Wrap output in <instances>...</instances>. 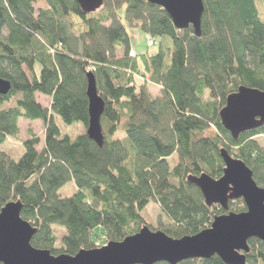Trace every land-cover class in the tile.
<instances>
[{
  "label": "trees",
  "instance_id": "trees-1",
  "mask_svg": "<svg viewBox=\"0 0 264 264\" xmlns=\"http://www.w3.org/2000/svg\"><path fill=\"white\" fill-rule=\"evenodd\" d=\"M37 1L0 0V78L12 83L0 105L16 98L0 107V145L19 135L21 118L42 120L45 130L43 147L30 133L18 160L0 149V212L22 202V217L38 228L34 247L76 255L103 237L121 241L148 225L142 211L150 203L169 219L159 228L169 236L201 232L224 211L208 206L187 178H220L222 148L264 187V146L255 138L264 126L234 139L220 116L240 86L264 90V19L256 0H204L201 36L176 28L165 9L146 0H104L88 14L77 0H45L39 10ZM135 28L156 39L149 46L159 45L155 54L132 55ZM89 72L105 100L103 146L87 135ZM37 93L52 98L51 108ZM58 118L86 130L74 139L62 135ZM211 128L215 134L206 136ZM72 180L77 191L61 196ZM242 203H230L231 210L246 211ZM54 225L66 230L60 247ZM249 243L247 264H264V243ZM178 264L225 263L214 255Z\"/></svg>",
  "mask_w": 264,
  "mask_h": 264
},
{
  "label": "water",
  "instance_id": "water-1",
  "mask_svg": "<svg viewBox=\"0 0 264 264\" xmlns=\"http://www.w3.org/2000/svg\"><path fill=\"white\" fill-rule=\"evenodd\" d=\"M165 9L178 29L192 27L202 35L204 0H146ZM88 14L100 9L104 0H77ZM89 122L87 135L99 146L104 144L102 116L105 100L98 92L93 72L87 75ZM11 81L0 78V94L8 95ZM222 124L234 139L241 133L264 126V90L240 86L227 97L221 109ZM225 163L223 175L214 178L208 173L189 175V183L197 186L208 206L220 205L223 214L215 216L210 227L195 235L173 238L161 229L144 225L137 233L121 241L81 249L76 255H54L49 249L32 245L38 228L22 217L23 204L12 201L0 212V264H178L189 259L219 256L225 264H247L251 253L249 240L264 243V187L254 179L252 169L225 148L221 150ZM243 199L247 210H229L230 201Z\"/></svg>",
  "mask_w": 264,
  "mask_h": 264
},
{
  "label": "rangeland",
  "instance_id": "rangeland-1",
  "mask_svg": "<svg viewBox=\"0 0 264 264\" xmlns=\"http://www.w3.org/2000/svg\"><path fill=\"white\" fill-rule=\"evenodd\" d=\"M258 11H260V16L262 19H264V3L261 4L259 0H256ZM46 7V1L45 0H38L35 4V8L39 10L40 8ZM120 17H123V14L120 15ZM135 32L138 34H135L132 32V45L135 51L138 53H149V54H155L158 49L159 45H155L153 47H149V37L140 32L139 29L135 28ZM160 43V39H157ZM166 46L170 43L169 39L164 40ZM28 74H30L28 72ZM31 76V74H30ZM140 79V78H138ZM160 88L156 85H151V91L154 95L159 94ZM37 100L45 107L51 108L52 104V98H50L47 95H44L42 93H37ZM16 101V98H13L11 101H6L4 104L0 105V107L9 108L14 105ZM57 125L60 127L61 134L62 135H69L72 139L76 138L79 134L83 133L86 129L82 123H73V124H66L61 118H58L56 121ZM20 126L21 131L18 136L16 137H10L6 141V143L0 145V149L8 153L12 158L18 160L24 153L25 147L23 146L24 141L30 136V133L36 134L41 139L40 148L43 147L44 144V124L42 120H27V119H20ZM216 130L214 128H211L209 131L205 132L206 136H212L214 135ZM118 136H121V133H117ZM124 138H126V135H122ZM255 138L259 141V143L264 146V134L255 136ZM177 156V153H176ZM171 168H173V164L171 163ZM77 191V186L75 182L69 181L64 186H62L58 192L63 197H68L73 195L74 192ZM238 207H241V205H238ZM142 216L146 219L148 225L152 229H159L162 224H167L169 222V219L160 211V208L155 203H150L143 211ZM54 230L57 235V242L56 246L60 247L62 244L61 237L65 235L66 230L63 226L60 225H54ZM102 238L98 239L96 242V246L101 247L103 245L107 244V240L105 237H103V240L100 241ZM103 242V243H102ZM102 244V245H100Z\"/></svg>",
  "mask_w": 264,
  "mask_h": 264
},
{
  "label": "flooded vegetation",
  "instance_id": "flooded-vegetation-1",
  "mask_svg": "<svg viewBox=\"0 0 264 264\" xmlns=\"http://www.w3.org/2000/svg\"><path fill=\"white\" fill-rule=\"evenodd\" d=\"M234 156V155H233ZM235 157V156H234ZM242 201L244 202V200L243 199H238V200H234V201H230V203H233V204H235V205H241V207H242V205H243V203H242ZM229 203V210L230 211H232L231 210V204ZM245 203V202H244ZM245 205H246V203H245ZM213 206H219V207H221L220 205H213ZM222 208V207H221ZM223 209V208H222ZM224 211V210H223ZM226 211H224V213H225ZM235 212V211H234ZM223 214V213H222Z\"/></svg>",
  "mask_w": 264,
  "mask_h": 264
},
{
  "label": "built area",
  "instance_id": "built-area-1",
  "mask_svg": "<svg viewBox=\"0 0 264 264\" xmlns=\"http://www.w3.org/2000/svg\"><path fill=\"white\" fill-rule=\"evenodd\" d=\"M155 38H150L149 39V42H148V45L151 46V45H154L155 44Z\"/></svg>",
  "mask_w": 264,
  "mask_h": 264
},
{
  "label": "crops",
  "instance_id": "crops-1",
  "mask_svg": "<svg viewBox=\"0 0 264 264\" xmlns=\"http://www.w3.org/2000/svg\"><path fill=\"white\" fill-rule=\"evenodd\" d=\"M135 30H136V29L133 30L134 33H135V34H138L137 32H135ZM132 55H135V50H134V52H132Z\"/></svg>",
  "mask_w": 264,
  "mask_h": 264
}]
</instances>
